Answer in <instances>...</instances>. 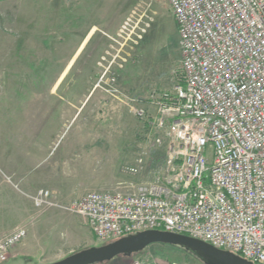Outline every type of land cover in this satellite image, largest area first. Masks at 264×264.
Wrapping results in <instances>:
<instances>
[{"label": "rangeland", "instance_id": "374dc122", "mask_svg": "<svg viewBox=\"0 0 264 264\" xmlns=\"http://www.w3.org/2000/svg\"><path fill=\"white\" fill-rule=\"evenodd\" d=\"M179 67L165 0H0V207L2 199L23 206L17 223L26 230L24 256L9 260L18 244L5 264H52L100 247L61 205L90 192L131 193L150 180L165 139L128 104L147 108L151 94L171 92ZM141 153L146 168L124 174ZM42 191L53 199L36 209ZM134 259L200 264L162 244L103 264Z\"/></svg>", "mask_w": 264, "mask_h": 264}, {"label": "built area", "instance_id": "2783aa9c", "mask_svg": "<svg viewBox=\"0 0 264 264\" xmlns=\"http://www.w3.org/2000/svg\"><path fill=\"white\" fill-rule=\"evenodd\" d=\"M165 1L179 36L178 84L151 94L147 108L128 104L165 139L163 161L131 193L90 192L60 210L100 246L159 231L264 264V0ZM139 155L124 174L146 168ZM49 195L39 192L34 207L49 208ZM25 237L17 227L0 239V264Z\"/></svg>", "mask_w": 264, "mask_h": 264}, {"label": "water", "instance_id": "95a60500", "mask_svg": "<svg viewBox=\"0 0 264 264\" xmlns=\"http://www.w3.org/2000/svg\"><path fill=\"white\" fill-rule=\"evenodd\" d=\"M153 244L180 248L201 264H251L201 241L159 231L137 233L107 245L85 249L52 264H103L118 256L131 257Z\"/></svg>", "mask_w": 264, "mask_h": 264}, {"label": "crops", "instance_id": "0c3cea01", "mask_svg": "<svg viewBox=\"0 0 264 264\" xmlns=\"http://www.w3.org/2000/svg\"><path fill=\"white\" fill-rule=\"evenodd\" d=\"M91 35L88 34V38ZM22 183V182H21ZM24 184V182L22 183ZM25 188L26 185L24 184ZM24 188V189H25ZM2 203L3 205L0 207V237H2L4 234L10 233L14 228L18 227L17 223L20 217H23V206L20 205H15V203L10 207V203L9 202H5L2 199ZM3 210V213L1 214V211ZM5 210V211H4ZM9 210L11 212V215L13 214V224H11V226H9L8 222H9ZM24 244H20L18 246H16L11 252H10V258L9 260H14V259H18L19 257H23L24 256Z\"/></svg>", "mask_w": 264, "mask_h": 264}, {"label": "trees", "instance_id": "16d2710c", "mask_svg": "<svg viewBox=\"0 0 264 264\" xmlns=\"http://www.w3.org/2000/svg\"><path fill=\"white\" fill-rule=\"evenodd\" d=\"M201 264V263H200Z\"/></svg>", "mask_w": 264, "mask_h": 264}]
</instances>
